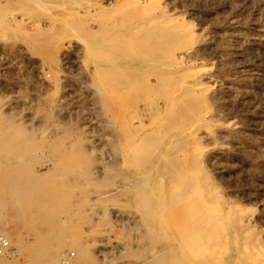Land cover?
<instances>
[{"label": "rangeland", "instance_id": "rangeland-1", "mask_svg": "<svg viewBox=\"0 0 264 264\" xmlns=\"http://www.w3.org/2000/svg\"><path fill=\"white\" fill-rule=\"evenodd\" d=\"M0 132L1 179L8 165H57L67 185L59 202L22 204L8 201L0 179L5 263L50 264L56 251L75 262L74 238L89 245L88 264H132L168 244L167 233L183 238L185 211L181 225L146 224L139 188L124 187L132 171L166 201L193 192V216L210 221L194 237L212 235L215 260L252 263L264 249V0H0ZM102 238L114 246L107 257Z\"/></svg>", "mask_w": 264, "mask_h": 264}, {"label": "bare ground", "instance_id": "bare-ground-1", "mask_svg": "<svg viewBox=\"0 0 264 264\" xmlns=\"http://www.w3.org/2000/svg\"><path fill=\"white\" fill-rule=\"evenodd\" d=\"M173 12V11H172ZM143 28V27H142ZM112 35V34H111ZM107 40V39H106ZM103 51V50H102ZM94 52V51H93ZM95 53V52H94ZM94 53H92L91 55H94ZM97 53V52H96ZM97 55H100V54H97ZM102 55V54H101ZM100 55V56H101ZM94 56H96V55H94ZM93 56V57H94ZM92 57V58H93ZM95 58V57H94ZM96 58H97V56H96ZM98 60V59H97ZM117 69H119V68H117ZM121 70V69H120ZM122 71V70H121ZM132 71V70H131ZM138 71V70H137ZM98 72V71H97ZM131 79V78H130ZM130 81V80H129ZM131 82V81H130ZM242 93V92H241ZM150 105V104H149ZM151 106V105H150ZM149 106V107H150ZM156 107V106H155ZM139 112H137L136 111V114H138ZM158 114V113H157ZM160 115V114H159ZM158 116V115H157ZM141 117V116H140ZM154 117V116H153ZM155 117H156V115H155ZM159 117V116H158ZM145 118V117H144ZM144 122V121H143ZM160 124H162V121L160 120ZM131 123V122H130ZM133 125H135V127L136 128H141V127H143L144 125L141 123V121L140 120H138L137 119V122H135V123H132ZM156 124V123H155ZM154 124V125H155ZM159 124V123H158ZM132 127V126H131ZM158 127V126H157ZM132 128H134V127H132ZM161 128V126H159V129ZM153 130V129H152ZM152 130H151V132L149 133V135L152 133ZM42 131H43V129H42ZM131 132V131H130ZM137 132V131H136ZM135 132V133H136ZM0 133H3V132H0ZM129 133V132H128ZM144 134V133H143ZM133 135V134H132ZM138 135V134H137ZM129 136V135H128ZM135 136V135H134ZM143 136V135H142ZM141 136V137H142ZM151 136H152V134H151ZM151 136H150V138H151ZM154 136H156V135H154ZM2 137H3V135H2ZM12 137V136H11ZM46 138H47V136H46ZM130 138H135V137H129V139ZM143 138V137H142ZM57 139V138H56ZM137 141H141V139H140V136H139V139L137 140ZM144 141H148V140H144ZM143 141V142H144ZM153 141V140H152ZM135 142V141H134ZM143 142H142V144H143ZM149 142H150V140H149ZM126 143V142H125ZM152 142H150V144H151ZM11 145H12V143H10ZM48 144H49V142H48ZM139 144H141V143H139ZM139 144H138V146H139ZM141 144V145H142ZM150 144H147V142L145 143V146H144V148L146 149V148H148L149 146H146V145H150ZM155 144H156V142H155ZM48 146V145H47ZM51 146H52V144H51ZM128 146V145H127ZM152 146V145H151ZM129 147H130V142H129ZM132 147V146H131ZM137 147V146H136ZM142 148H143V145L141 146ZM154 147V146H153ZM150 148V147H149ZM40 150V149H39ZM130 150V149H129ZM136 150V149H135ZM135 150H133V151H135ZM148 150V149H147ZM5 151V150H4ZM128 151V150H127ZM136 151H138V150H136ZM135 151V152H136ZM145 150H141V152L142 153H140V154H143V152H144ZM151 151V150H150ZM148 152V151H147ZM8 152H6V154H7ZM35 153V152H34ZM33 153V154H34ZM36 153H38L37 151H36ZM126 153V152H125ZM132 153H134V152H132ZM138 153V152H137ZM145 153V152H144ZM32 154V155H33ZM79 154V153H78ZM127 154V153H126ZM7 155H9V153L7 154ZM6 155V156H7ZM81 155H84L86 158H87V154H86V151L84 152L83 151V153H81ZM127 155H129V153L127 154ZM133 155V154H132ZM24 156V155H23ZM125 156V155H124ZM8 157V156H7ZM27 157H30V155L29 156H27ZM133 157H134V155H133ZM137 157V156H136ZM151 157V156H150ZM6 158V157H5ZM12 158V157H11ZM122 158V157H121ZM9 159V158H8ZM7 159V160H8ZM17 159V158H16ZM15 159V160H16ZM79 159H81V160H85V161H87L86 159H82V158H79ZM133 159H135V158H133ZM132 159V160H133ZM137 159V158H136ZM14 160V159H13ZM20 160V159H19ZM18 159H17V161H19ZM23 160V159H22ZM64 161H66L69 165L72 163V162H75L76 161V158H70L69 156H66V158L64 159ZM137 160H135V162H136ZM97 162V161H96ZM125 162V161H124ZM130 162V161H129ZM132 162V161H131ZM0 163H2V162H0ZM151 163V162H150ZM5 164V163H4ZM29 164H30V162H29ZM138 164V163H137ZM29 166V165H28ZM55 166V165H54ZM85 166H86V164H85ZM155 166H157V165H155ZM32 166H31V164H30V168H31ZM73 167V166H72ZM136 167H139V165L138 166H136ZM165 167V166H164ZM173 167V166H172ZM178 166H177V164H176V168H177ZM180 167V166H179ZM102 168V167H101ZM59 169H60V167L58 166V168H57V165L55 166V167H49V169L48 170H46L45 172H36V170H35V172H32L33 170H30V169H27L26 168V165H24V164H14V165H8V167L7 168H5L4 169V171H5V175H3V177H2V181H1V183H2V187H1V192L3 193V194H8V197H9V200L8 201H11V199L13 200V201H16V202H21L22 204H24L25 202H27V203H31V202H33V200H36L37 202L39 201V202H41L40 204H42V203H44V201H51L52 203H54L55 201L56 202H59L60 201V194L63 192V190H64V187L65 186H67L66 185V181H64V178H63V175H64V173H60V171H59ZM81 169V168H80ZM86 169H88V168H86ZM139 169V168H138ZM145 169V168H144ZM178 169V168H177ZM177 169H175V171L177 170ZM122 170V169H121ZM120 170V171H121ZM152 170V169H151ZM72 171H74V170H72ZM149 171V170H148ZM174 171V172H175ZM119 172V171H118ZM135 171H132V172H128V173H126L124 176H123V179H124V182H126V185L124 186V187H134V186H136V187H138L139 188V194H140V199H139V201L141 200V210H139L140 211V214L143 216L144 215V217H145V222H146V224H147V222H148V220H149V222H151V221H155V222H157L158 224H160V222L161 221H165L164 220V218H166V217H169V218H171V219H174V221L175 222H177V223H179V225H181L182 224V221H183V219H182V217H183V215H182V213H183V211H185V213H183V214H185V216H186V212H187V216H188V220H189V222H190V225H188V224H186L188 221H187V218H186V221L187 222H185L184 224V226L182 227L183 228V230L182 229H180V233L182 234V235H184V237L182 238L181 237V239L180 238H176V237H174V236H170V235H168V233L166 234V238H171V240L168 242V244H165V245H161L162 247L161 248H159V249H156V250H153L152 249V252L146 257V259L145 258H141L140 260H137V261H135V262H133L132 264H225L226 262L223 260V259H218V260H215V259H217V257H215V258H213L212 256H213V252H211V245H213L214 244V242H215V240H214V242H213V240H212V235H209V233H208V235H206V237H202V238H195L196 237V235L198 234L197 232L199 231V227L205 222V221H207V219H205L204 221H199L200 219H204L205 218V216H203V217H200L199 219H196L195 217L197 216V213L195 214V216H193L194 214H193V212L195 211L194 210V208H195V205H196V199H195V197H197V196H195L194 194H193V192H187V190H186V192H176V191H174V193H173V191H172V193H171V198H169L167 201H166V199H165V197H164V192L163 191H161V189H163V188H158V190H153V189H151L152 187H150L151 185H150V179H149V177L148 176H146V175H141V176H137V174L136 173H134ZM147 172V171H146ZM152 172V171H151ZM155 172H157L156 170H155ZM177 172V171H176ZM180 172V171H179ZM178 173V172H177ZM180 175V174H179ZM88 177H89V175H88ZM181 177V176H180ZM89 179V178H88ZM161 179H163V177H161ZM168 180H170V179H168ZM174 180H175V178H174ZM162 181V180H161ZM161 181H160V184H162L161 183ZM198 180H196V182H197ZM194 182H195V180H194ZM199 182V181H198ZM202 182V181H201ZM115 184H118V183H115ZM153 184V183H152ZM171 184V183H170ZM197 184V183H196ZM202 184V183H201ZM97 185V184H96ZM192 185V184H191ZM191 185H187L186 187L188 188V187H190ZM88 186H90V185H88ZM98 186H99V184H98ZM110 186V185H109ZM112 186V185H111ZM148 186V187H147ZM176 186V183L174 184V187ZM196 186V185H195ZM200 186V185H199ZM208 186V185H207ZM212 186H214V185H212ZM101 187V186H100ZM99 187V188H100ZM115 186H113V188H114ZM160 187H161V185H160ZM192 187H194V184H193V186H191V188ZM197 187V186H196ZM195 187V188H196ZM209 187V186H208ZM107 188V187H106ZM116 188V187H115ZM131 188V189H132ZM194 188V189H195ZM200 188V187H199ZM198 188V189H199ZM125 189H127V188H125ZM134 189V188H133ZM171 189H173V188H171ZM171 189H170V191H171ZM175 189V188H174ZM190 189V188H189ZM193 189V188H192ZM198 189H197V191H198ZM202 188H200L199 189V192H197V191H195V192H197L199 195L201 194V195H204V193H201V190ZM212 189V188H211ZM115 190V189H114ZM128 190V189H127ZM185 190V189H184ZM217 190V189H216ZM134 191H136V190H134ZM179 191V190H178ZM189 191H191V190H189ZM212 191V190H211ZM127 192V191H126ZM194 192V193H195ZM207 192V191H206ZM208 192H209V189H208ZM213 192L216 194V192L214 191V187H213ZM100 193H103V195H101V196H103L104 198L106 197H108L107 195V193H106V191H102V192H100ZM137 193H138V191H137ZM170 193V192H169ZM197 193H195V194H197ZM212 193V192H211ZM120 194V193H119ZM134 194V193H133ZM135 195H136V193H135ZM206 195V194H205ZM204 195V196H205ZM208 195H209V193H208ZM207 195V196H208ZM217 195V194H216ZM125 196V195H124ZM138 197H139V195H137ZM137 196H135V197H137ZM219 196H220V194H219ZM100 197V196H99ZM98 197V198H99ZM127 197V196H126ZM134 197V196H133ZM201 198V197H200ZM204 198V197H203ZM217 198V199H216ZM215 199L218 201V199H219V197H216ZM134 199V198H133ZM198 200H199V198H197ZM210 200H212V199H210ZM101 201L102 202H104L105 200H103V199H101ZM139 201L137 200V202L139 203ZM222 201H223V199H222ZM91 202V201H90ZM101 202V203H102ZM134 202V201H133ZM136 202V204H138ZM198 202V201H197ZM151 203H153L154 205L153 206H151ZM200 203V202H199ZM210 203V202H209ZM224 203V202H223ZM226 203V202H225ZM124 204V203H123ZM227 204V203H226ZM128 205V204H127ZM205 205V206H204ZM202 207V209L203 210H205V207H207L208 205H207V203L205 204V202L204 201H201V205H199V207ZM227 206H228V204H227ZM235 206V205H234ZM237 206V208H238V205H236ZM133 207V206H132ZM134 207H135V204H134ZM133 207V208H134ZM228 207H231V205L230 206H228ZM232 207H233V205H232ZM106 208H108V207H105V208H103V211H104V213L106 214ZM208 208V207H207ZM234 208V207H233ZM152 209H154V210H152ZM164 209V210H163ZM166 209V210H165ZM199 209V208H198ZM201 209V210H202ZM228 209H230V208H227V210ZM54 210V209H53ZM135 210H137V209H135ZM194 210V211H193ZM202 210V211H203ZM231 210V209H230ZM155 211V212H154ZM202 211L201 212H199V214H201L202 213ZM207 211V210H206ZM232 211V210H231ZM242 211L243 210H241V212H240V210H239V212L240 213H242ZM58 212V211H57ZM59 212H60V210H59ZM137 212V211H136ZM218 212V211H217ZM103 213V214H104ZM229 210H228V215H227V213L225 212V216H229L230 217V215H229ZM58 214V213H57ZM203 214V213H202ZM231 214V213H230ZM235 214V213H234ZM204 215H206V214H204ZM52 216V215H51ZM184 216V217H185ZM199 216H201V215H199ZM217 216H218V213H217ZM70 217H72V216H70ZM69 217V218H70ZM104 217H107L106 215H104ZM141 217V216H140ZM144 217H142V219L144 218ZM198 217V216H197ZM99 218H103V217H99ZM155 220H154V219ZM225 219L227 218V217H224ZM54 219V218H53ZM105 219V218H104ZM171 219H169V220H171ZM185 219V218H184ZM224 219V220H225ZM229 219H232L231 217L229 218ZM228 219V220H229ZM128 220V219H127ZM208 220H209V218H208ZM214 220V219H213ZM248 220H249V216L248 215H242V216H239L238 217V221H239V225H241L242 226V228H245L246 229V227L248 226ZM173 221V220H172ZM173 221V222H174ZM230 222H231V220H229ZM229 221H227V222H229ZM142 222V221H141ZM210 223V221H207V223ZM225 222V221H224ZM165 223V222H164ZM215 223V222H214ZM226 223V222H225ZM5 224V223H4ZM142 224H144V222L142 223ZM154 224V223H153ZM145 225V224H144ZM150 225H152V224H150ZM200 225V226H199ZM218 225V224H217ZM161 226L162 225H160V228H161ZM215 226V225H214ZM147 227H149L148 225H147ZM151 227V226H150ZM212 227V226H211ZM252 227V226H251ZM152 228V227H151ZM59 229V228H58ZM147 229V228H146ZM226 229V228H225ZM213 230V229H212ZM228 230V229H227ZM0 231H2V233L6 236V238L8 239V241H9V244L11 243L10 241H11V236H10V234H8L7 233V231H6V229H4V227H2V226H0ZM205 231V230H204ZM225 231V230H224ZM62 232V231H61ZM147 232H148V235L150 236V237H154V233L151 231V229L150 228H148V230H147ZM154 232H155V230H154ZM166 232V231H165ZM215 232V231H214ZM223 232V231H222ZM221 232V233H222ZM216 233V232H215ZM235 233V232H234ZM233 233V234H234ZM242 233H246L245 231H243ZM225 234H227V232L225 233ZM204 235V234H203ZM217 235H218V232H217ZM114 236H116V235H114ZM157 237H158V235H156ZM195 236V237H194ZM228 236V235H227ZM195 238V240H192L191 241V238ZM236 237V236H235ZM48 238V237H47ZM163 238V237H162ZM161 238V240H163ZM215 238H217V236H216V234H215V237H214V239ZM226 238V237H225ZM224 238V239H225ZM244 238V237H243ZM151 239V238H150ZM152 239H154V238H152ZM218 239H219V237H218ZM223 239V238H222ZM245 239V238H244ZM243 239V240H244ZM54 240V239H53ZM59 240V239H58ZM57 240V241H58ZM101 242V244L100 245H102L103 247H101L102 248V250H103V248L105 249V250H103L102 251V255L103 256H105V257H107V255H109V253H111V250H113V247L114 246H112L111 244H110V240L108 239V238H105V239H101L100 240ZM224 241V240H223ZM223 241H222V243H223ZM153 242V241H152ZM151 242V243H152ZM154 242H155V240H154ZM225 242V241H224ZM252 242V241H251ZM255 242H257V246L259 245L260 246V244H258L259 242H258V240H255ZM158 243V242H157ZM216 243V242H215ZM220 243V242H219ZM226 243V242H225ZM235 243V242H234ZM233 243V244H234ZM78 242L73 238V240L72 241H70V242H68V245L69 246H72L73 248H77V250H78V259L74 262V261H71L70 260V257L69 256H67L66 254L64 255L62 252L60 253H58L57 251L56 252H54V253H51L49 256H50V259H49V263L50 264H88V263H90V258H89V254L91 253L90 252V247H89V245L88 244H83V243H81V244H78ZM183 244V245H182ZM186 246L187 247V250H190V248H194V247H196V248H194L193 249V251L195 252L196 250L198 251L197 253H186L185 252V250L182 248V246ZM223 245V244H222ZM244 245V246H243ZM243 245H242V247H243V249L247 252L248 251V245L247 244H245L244 242H243ZM251 245V244H250ZM51 246H52V244H51ZM59 246V245H58ZM58 246H56V247H58ZM154 246V245H153ZM10 247H11V245H10ZM53 247H55V246H53ZM52 247V248H53ZM55 247V248H56ZM150 247H151V244H150ZM253 247V246H252ZM51 248V249H52ZM54 248V249H55ZM60 248L61 247H59V250H60ZM108 248V249H107ZM117 248H119V247H117ZM121 248V247H120ZM214 248H217L216 247V245L214 244V247H213V249ZM221 248V247H220ZM232 248H233V246H232ZM41 249V248H40ZM62 249V248H61ZM64 249V248H63ZM155 249V248H154ZM223 249V248H222ZM57 250V249H56ZM58 250V251H59ZM227 250V249H226ZM254 250V249H253ZM150 251V250H149ZM119 252L122 254V256L123 257H125L124 256V253H126L127 255H129L130 256V253H133L132 251H129L128 249H125V251H121V250H119ZM190 252V251H189ZM242 252V251H241ZM243 253V252H242ZM9 254V253H8ZM223 254V253H222ZM247 254H249V251H248V253ZM0 255H7V254H0ZM62 255H64L63 257H62ZM239 255H240V253H239ZM251 255H252V258L254 259V261H253V259H250L251 261H253L252 263H249V264H264V249L262 248V247H258V248H255V250H254V252L253 253H251ZM67 256V257H66ZM218 256H219V253H218ZM255 258H254V257ZM237 258V257H236ZM235 258V259H236ZM249 258V257H248ZM238 259V258H237ZM237 259H236V261H237ZM241 261V260H240ZM236 263V262H235ZM242 263V262H241ZM0 264H8V263H5L4 261H2L1 260V256H0ZM103 264H116L115 262H113L112 260H110V261H105V262H103ZM246 264V263H245Z\"/></svg>", "mask_w": 264, "mask_h": 264}, {"label": "built area", "instance_id": "built-area-1", "mask_svg": "<svg viewBox=\"0 0 264 264\" xmlns=\"http://www.w3.org/2000/svg\"><path fill=\"white\" fill-rule=\"evenodd\" d=\"M10 251H11V247L9 241L6 238V236L2 233V231H0V254H8ZM71 254L73 253H70V255ZM67 256L69 255L67 254Z\"/></svg>", "mask_w": 264, "mask_h": 264}]
</instances>
